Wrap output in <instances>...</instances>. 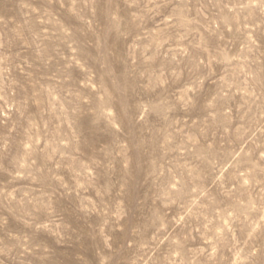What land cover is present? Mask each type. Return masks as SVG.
<instances>
[{
  "label": "rangeland",
  "instance_id": "374dc122",
  "mask_svg": "<svg viewBox=\"0 0 264 264\" xmlns=\"http://www.w3.org/2000/svg\"><path fill=\"white\" fill-rule=\"evenodd\" d=\"M0 264H264V0H0Z\"/></svg>",
  "mask_w": 264,
  "mask_h": 264
}]
</instances>
